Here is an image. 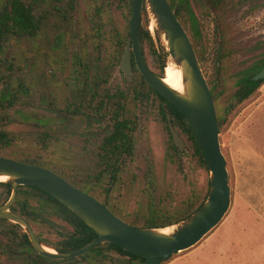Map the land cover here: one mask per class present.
<instances>
[{
    "label": "rangeland",
    "instance_id": "obj_1",
    "mask_svg": "<svg viewBox=\"0 0 264 264\" xmlns=\"http://www.w3.org/2000/svg\"><path fill=\"white\" fill-rule=\"evenodd\" d=\"M3 1L0 0V11ZM30 4L40 19L39 34L0 38V100L4 99V89L14 101L2 110L0 124L17 140V145L8 152L29 151L43 159L47 167L62 169L63 158L53 145L41 150L34 144L42 139L39 132L46 129L52 132V126L59 121L58 107L51 100H59L70 90L69 84L73 85L75 57L84 52L96 54L93 30L96 5L103 6L113 20L108 25L121 33L127 29V15L118 0H77L75 10L66 15L67 5L62 1L30 0ZM207 4L206 0H190L189 9L181 14L201 55L208 82L230 76L226 95L221 98L225 103L238 88L236 78L231 75L264 66V0H232L224 18ZM191 14L200 22L198 38L194 36ZM142 24L148 26L155 39V48L148 40L143 42L146 60L152 70L164 75L171 61L167 46L163 40L159 42L145 14ZM102 46L104 57L112 47L110 42ZM136 79L135 74L127 80L120 66L116 67L107 89L113 93L128 89ZM132 101L135 104L138 100L129 99L128 105ZM159 105L156 98L143 103L142 115H138L139 130L135 133L137 154L128 163L133 167L125 177L134 182L121 190L127 219L134 226L161 216L171 217L187 203L200 201L209 187L208 167L201 164L188 137L176 127L185 141L184 151L175 145ZM99 123L102 128L105 126L104 122ZM220 134L233 204L205 240L168 264H264V85L231 114ZM4 196L0 186V201ZM34 226L38 231L47 228L40 222ZM3 243L6 239L0 232V247ZM0 264L19 263L0 255Z\"/></svg>",
    "mask_w": 264,
    "mask_h": 264
},
{
    "label": "water",
    "instance_id": "obj_2",
    "mask_svg": "<svg viewBox=\"0 0 264 264\" xmlns=\"http://www.w3.org/2000/svg\"><path fill=\"white\" fill-rule=\"evenodd\" d=\"M131 2V33L120 68L129 79L133 74L134 57L138 69L148 83L184 113L202 147L210 172L207 197L197 210L175 224L165 227H138L120 218L99 199L75 187L55 171L0 155V177H8L5 183H9L12 190L10 199L0 205V220L19 224L35 250L44 256L56 259L72 258L99 244L112 243L144 258L142 264H161L174 254H180L200 244L224 220L233 204V191L228 161L221 143L216 102L188 31L176 16L169 0ZM144 14L165 42L171 61L181 71V90L169 85L164 75L152 70L146 60L141 34ZM253 78L256 81L264 79V67ZM168 121L175 145L184 151L185 141L173 125L169 113ZM20 186H31L48 193L92 228L97 237L73 251L50 252L46 249L48 246L39 241L31 223L11 210ZM42 218L65 231L54 221Z\"/></svg>",
    "mask_w": 264,
    "mask_h": 264
},
{
    "label": "trees",
    "instance_id": "obj_3",
    "mask_svg": "<svg viewBox=\"0 0 264 264\" xmlns=\"http://www.w3.org/2000/svg\"><path fill=\"white\" fill-rule=\"evenodd\" d=\"M13 1V0H9ZM65 2L67 5V9H65V15L75 10V4L77 0H58ZM208 7L217 11L223 18L227 14L228 8L230 7V3L232 0H206ZM173 10L175 11L176 16L181 20L183 25L185 26V22L182 19V12L187 11L190 7V0H169ZM13 3V2H12ZM11 3V4H12ZM118 4L120 9L123 10L127 15L128 26L124 33L119 32L115 29V26H109L108 21H113L111 16L108 17L104 12V8L102 5L97 4L96 9L93 13V20L95 21L94 25V38L96 43V54L89 55L86 52L83 54H79L75 61L74 72L72 76V86L69 84L70 90L65 92L64 96H60L58 98H54L52 101V105H57L58 109H61L65 112H68L70 115H77L86 113L89 111L97 110V111H106L108 101H129V99H133L135 101L140 100L144 103L149 101L150 99H158L160 104L161 115L164 120L168 122L167 114L169 113L172 117L173 125L180 129L182 133H184L189 141L192 144L193 151L197 155L199 161L202 165L206 166V158L202 147L198 141V138L190 126L186 116L184 113L177 108L173 103L159 94L144 78L141 74L140 70L137 67L135 59H133V67H134V75H137V78L133 85H131L128 89L123 88L117 92H110L107 89V85L111 80L114 69L120 66L123 52L125 53L127 40L130 36V20L132 17V2L131 0H118ZM192 26L195 28L196 38L201 35L200 22L195 14H191ZM108 26V28H107ZM186 28V27H185ZM41 29L40 19L35 15L33 6H26L23 2H15L10 8L9 5L5 7V9L0 11V38L6 40L8 37H22L24 35H28L30 37H34L39 34ZM156 37L160 43H162L161 36L158 31L155 30ZM141 34L142 41L148 40L151 45L155 48V39L152 34V31L142 24L141 26ZM111 45V51L105 53L104 57L102 55V45H106L109 43ZM193 42V40H192ZM194 44V42H193ZM195 48L196 45L194 44ZM197 51V49H196ZM200 62L202 61L201 55L197 51ZM159 58V56H158ZM160 60V58H159ZM165 62L166 58L163 57ZM162 70H164V66L162 65ZM260 71V68H256L253 70H243L234 75H231V78H236L235 84L238 85L237 90L234 93H231L228 99L223 103L221 98L226 95L227 84L229 82V77L221 76L214 82L210 83L211 91L213 93L217 112L219 119V127L220 132H222L224 125L227 123V120L231 116L232 113L237 111V108L245 103L247 100L254 97L259 89L264 85V79H260L258 81L254 80L255 74ZM165 75V74H164ZM66 84V83H65ZM68 84V81H67ZM67 86V88H69ZM3 98L0 100V118L3 117L2 110L6 108V101L9 102V105L13 104V100L8 98L3 93ZM60 102V103H59ZM92 102H95V105L92 106ZM60 104V106H59ZM122 109V108H121ZM120 108L115 117L116 123L118 125L116 133L118 134V138L121 139L123 144L126 145L128 150L132 149L133 140L127 131L128 126L130 125V116H124L120 112ZM102 115H105L102 113ZM55 140H45V139H37L36 145L41 150L45 149L46 146L50 147L53 145V148L57 150ZM17 145V140L15 141L14 136L9 135V133L5 131H0V155L11 157L14 159H18L20 161L37 164L41 166H48L44 163L43 159H39L37 155L30 153L29 151H22L21 153L17 150L8 152L10 149ZM176 147V146H175ZM59 175L63 176L67 180L72 182V176L70 173H65L66 171H62L59 167H50ZM65 170H69L70 167L62 166ZM71 171V170H70ZM1 186L10 187L9 183L0 182ZM209 187L201 198L200 201L195 202L192 201L187 203V205L180 209L176 210L171 217H159L157 220H151L147 224H137L138 227H165L168 225L175 224L180 220L186 218L190 214H192L195 210H197L205 201L208 194ZM36 188H32L29 186H20L18 190V198L16 203H32L35 200H39L40 196L37 192ZM11 194V190L7 191V196ZM14 208V207H13ZM131 222V221H129ZM134 223V222H132ZM0 224L9 226L12 230L11 233L16 235V239H20L21 243L24 246V242L30 244V241L24 232L23 228L17 224L8 220H0ZM84 224V223H83ZM87 228L88 226L85 225ZM90 231V228H88ZM210 235V234H209ZM208 235V236H209ZM207 236V237H208ZM86 236L79 234L74 238H69V242H63L57 245L56 249L58 251H70L76 248H79L88 242ZM206 237V238H207ZM205 238V239H206ZM204 239V240H205ZM43 244L44 241L42 240ZM49 245V244H48ZM113 246L121 249L119 246L112 244ZM199 245V244H198ZM51 246V245H50ZM53 246V245H52ZM51 246V247H52ZM55 247V246H53ZM197 247V246H196ZM194 247V248H196ZM191 248V249H194ZM189 249V250H191ZM123 250V249H121ZM125 251V250H124ZM188 251V250H186ZM184 251V252H186ZM129 255L132 253L125 251ZM180 254H174L172 257L166 259L161 264H168L173 261Z\"/></svg>",
    "mask_w": 264,
    "mask_h": 264
},
{
    "label": "flooded vegetation",
    "instance_id": "obj_4",
    "mask_svg": "<svg viewBox=\"0 0 264 264\" xmlns=\"http://www.w3.org/2000/svg\"><path fill=\"white\" fill-rule=\"evenodd\" d=\"M12 2H23L26 6L31 5L30 0H4L1 5L2 10L8 5L11 8L13 5ZM133 59L135 58L133 57ZM263 67H261L260 70ZM134 72L133 67V74L131 77L129 79L125 78L130 80L134 75ZM3 93L8 96L9 91L3 89L2 94ZM14 97H16V95ZM91 104L93 106L95 105V102H92ZM159 104L161 103L159 102ZM12 105H9V102L6 101V106L10 107ZM106 105V111L101 112L92 110L89 111L88 114L82 113L77 115H70L68 112L58 109L56 112L59 121L56 125L52 126L53 131L49 132L48 129H46L44 132H39L38 136L45 140H55L54 142L59 156L63 158L62 165L70 167L69 170L62 168V171H66L65 173L67 174L70 173V176H72V182L68 181L72 185L99 199L113 213L129 223L126 209L122 202L121 190L134 182L125 180V177L128 172H131L133 167L132 164L129 166L128 163L133 162L134 157H136L135 155L137 154L135 149V133L137 132V129L139 130L140 118H138V115H142L143 102L140 99L137 103L134 104L132 101L131 105H128L126 101H108L106 102ZM116 108H122L120 112L122 115L127 116V118L128 115L130 116L131 123L127 129L133 140L132 149L130 150L126 148V145L122 143L123 141L118 138V134L116 133L118 125L115 117H113L118 112ZM102 113L105 115H102ZM99 121L105 123L103 128L100 126L101 124ZM168 124L170 128L169 121ZM47 125L48 124H46V126ZM1 127L0 124V131H5ZM47 168L51 169L50 167ZM1 187L3 188V194L5 195L4 200L0 201V205H3L10 199L12 190L11 185L9 188L4 186ZM36 189L39 191H37L40 196L39 200H35L31 204L22 202L16 203L18 198L17 193V198L12 205L11 210L22 215L31 223L41 243L43 240L44 243H47V246L51 247L53 245L55 247L52 246L51 248L57 250V245L63 242L68 243L69 238H74L79 234L87 237V243L97 237L96 232L65 205L48 193L38 188ZM8 190H11L9 197L6 195ZM42 217L54 221L65 231L56 228ZM36 222L45 224L47 228L44 230L47 232L42 230L38 231L34 226V223ZM85 225L90 228V231ZM5 227L8 229H4ZM0 228L2 236L6 239V243H3L0 247V255H4L10 261L19 264H142L145 260L133 253L132 255H129L125 252L126 250H121V247V249H119L113 246L112 243L99 244L88 252L72 258H51L36 251L31 242L30 244L24 242L23 246L20 239H16V235L11 233L10 230L12 229L9 226L0 224Z\"/></svg>",
    "mask_w": 264,
    "mask_h": 264
},
{
    "label": "bare ground",
    "instance_id": "obj_5",
    "mask_svg": "<svg viewBox=\"0 0 264 264\" xmlns=\"http://www.w3.org/2000/svg\"><path fill=\"white\" fill-rule=\"evenodd\" d=\"M165 81L171 85L172 87L181 90L183 87L182 84V74L180 69L172 62L168 61L167 66L165 67V75H164ZM8 180V177H0V182H5ZM47 250L50 252H54L55 249L51 247H46Z\"/></svg>",
    "mask_w": 264,
    "mask_h": 264
}]
</instances>
